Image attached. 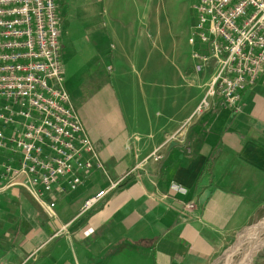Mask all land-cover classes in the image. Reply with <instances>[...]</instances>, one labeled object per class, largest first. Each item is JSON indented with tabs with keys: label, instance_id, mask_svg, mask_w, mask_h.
I'll list each match as a JSON object with an SVG mask.
<instances>
[{
	"label": "crops",
	"instance_id": "crops-1",
	"mask_svg": "<svg viewBox=\"0 0 264 264\" xmlns=\"http://www.w3.org/2000/svg\"><path fill=\"white\" fill-rule=\"evenodd\" d=\"M63 9L66 87L106 174L57 196L54 217L24 189L0 187V264H215L264 216V69L241 113L217 99L196 119L204 95L192 96L201 83L193 61L185 90L181 66L163 63L161 84L150 86L148 62L129 59V92L141 105L133 100L127 116L99 54L103 38L65 32L79 7ZM108 179L120 187L83 212Z\"/></svg>",
	"mask_w": 264,
	"mask_h": 264
},
{
	"label": "built area",
	"instance_id": "built-area-1",
	"mask_svg": "<svg viewBox=\"0 0 264 264\" xmlns=\"http://www.w3.org/2000/svg\"><path fill=\"white\" fill-rule=\"evenodd\" d=\"M190 1L192 69L200 82L211 76L195 116L217 99L239 114L243 93L264 69V0ZM62 22L57 0H0V187L24 189L50 217L57 196L106 174L66 87ZM108 180L83 212L120 187Z\"/></svg>",
	"mask_w": 264,
	"mask_h": 264
},
{
	"label": "rangeland",
	"instance_id": "rangeland-1",
	"mask_svg": "<svg viewBox=\"0 0 264 264\" xmlns=\"http://www.w3.org/2000/svg\"><path fill=\"white\" fill-rule=\"evenodd\" d=\"M67 4H78L79 9L73 14L74 20L68 21L65 32H91L96 40L103 38L99 54L105 58L106 72L111 81L113 79L114 90L127 116L129 105L133 108V100H139L141 105V97L129 92V72H133L129 59L144 65L148 62L150 76L145 82H149L150 86L161 84L163 72L158 68L163 63H170L176 68L181 66L183 82L187 87L185 90L190 89L192 79L188 74V64H192L193 48L189 39L195 25L190 0H57L62 19L63 7ZM109 32L113 36L112 44L108 39ZM140 71L142 73V67L138 68ZM210 79L208 75L203 82L196 84L193 79L192 96H196L194 99L197 102L201 94L206 93ZM150 86H145L146 90L151 91ZM156 93H151L150 98ZM156 103L153 104L155 109ZM248 254L249 264H264V216L239 234L215 264H241Z\"/></svg>",
	"mask_w": 264,
	"mask_h": 264
},
{
	"label": "bare ground",
	"instance_id": "bare-ground-1",
	"mask_svg": "<svg viewBox=\"0 0 264 264\" xmlns=\"http://www.w3.org/2000/svg\"><path fill=\"white\" fill-rule=\"evenodd\" d=\"M258 228H259V227H258ZM257 246H258V245H257ZM248 258H249V254H248L245 258H243L244 260L242 259L243 261H242L241 264H249V263H250V261H249L250 258H249V259H248ZM227 261H228V260H227ZM226 264H227V263H226Z\"/></svg>",
	"mask_w": 264,
	"mask_h": 264
},
{
	"label": "trees",
	"instance_id": "trees-1",
	"mask_svg": "<svg viewBox=\"0 0 264 264\" xmlns=\"http://www.w3.org/2000/svg\"><path fill=\"white\" fill-rule=\"evenodd\" d=\"M64 18L66 17V15L65 16H63Z\"/></svg>",
	"mask_w": 264,
	"mask_h": 264
}]
</instances>
